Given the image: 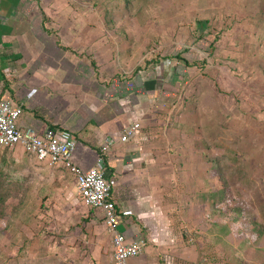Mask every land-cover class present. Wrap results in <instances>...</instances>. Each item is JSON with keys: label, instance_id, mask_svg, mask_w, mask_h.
Here are the masks:
<instances>
[{"label": "rangeland", "instance_id": "obj_1", "mask_svg": "<svg viewBox=\"0 0 264 264\" xmlns=\"http://www.w3.org/2000/svg\"><path fill=\"white\" fill-rule=\"evenodd\" d=\"M64 1L42 26L88 28V48L69 37L74 59L96 72L97 54L104 75L160 81L168 110L157 108L156 122L172 179L160 212L139 226L143 244L151 241L168 264H264V0ZM0 150V264H84L88 249L75 244L95 210L74 202L79 210L59 207V218L51 209L69 191L77 196L73 177L20 147ZM14 157L25 159L16 167ZM231 199L248 221L216 209Z\"/></svg>", "mask_w": 264, "mask_h": 264}, {"label": "crops", "instance_id": "obj_2", "mask_svg": "<svg viewBox=\"0 0 264 264\" xmlns=\"http://www.w3.org/2000/svg\"><path fill=\"white\" fill-rule=\"evenodd\" d=\"M61 2L65 1L0 0V100H8L19 108V128H30L38 134L57 127L69 130L76 139L72 160L80 169L94 167L101 155L117 229L128 242L143 240L145 236L139 226L148 220L147 213L160 212L161 196L171 187L172 179L164 169L167 158L161 151L166 145L158 135L156 122L159 121L157 108L163 112L168 110L161 97L160 81L151 75L131 79L104 75L97 54L96 72L87 63L74 59L69 52L74 41L69 37L79 35V46L88 48V28L68 29V22L63 29L46 32L42 26L43 15L54 19L52 7ZM66 15L64 22L69 20ZM102 42L97 40L96 45H91L97 46L95 52L100 51ZM133 123L139 124L138 131L128 141L121 142L120 131ZM4 158L0 150V162ZM14 158L16 167L25 159ZM27 158L39 163L33 156ZM40 164L50 169L61 167ZM59 189L63 192L64 187L60 185ZM69 192L68 199H64L67 203L51 208L56 216L62 212L59 207L79 210L75 208L79 202L87 206L78 194ZM81 210L80 219L87 212V209ZM93 210L92 217L84 220L83 239L75 246L87 247L84 264H113L106 227L93 226L97 219L102 221L101 211ZM92 226V230L88 229ZM60 228L63 231L67 227ZM71 239L72 236H64L67 242ZM151 243L147 242L146 246L144 243L139 255L130 259L129 264H168L164 262V253L158 252ZM76 260L72 257L70 264Z\"/></svg>", "mask_w": 264, "mask_h": 264}, {"label": "built area", "instance_id": "obj_3", "mask_svg": "<svg viewBox=\"0 0 264 264\" xmlns=\"http://www.w3.org/2000/svg\"><path fill=\"white\" fill-rule=\"evenodd\" d=\"M19 113V108L13 107L8 100H0V149L20 147L39 163L64 168L73 177L77 194L83 202L101 211L104 225L113 237L114 264H129L130 259L139 255L144 244L142 240L128 242L117 229V216L111 201V188L105 175L103 157L100 155L97 158L94 167L80 169L72 160L76 139L69 130L57 127L38 134L30 128H19ZM138 129V123L124 126L119 140L128 141Z\"/></svg>", "mask_w": 264, "mask_h": 264}, {"label": "trees", "instance_id": "obj_4", "mask_svg": "<svg viewBox=\"0 0 264 264\" xmlns=\"http://www.w3.org/2000/svg\"><path fill=\"white\" fill-rule=\"evenodd\" d=\"M200 24H202V23H200ZM46 32H47V30H46ZM184 62H186V61H184ZM92 64H93V62H92ZM186 64H187V62H186ZM105 164V163H104ZM220 191L221 192H223V190H222V188L220 187ZM4 194H3V192H2V188H1V186H0V205L2 204V203H4V199H5V197L3 196ZM4 198V199H3ZM230 201V203H231V205H230V203H228L227 205L226 204H222V203H220L221 205H216V209L217 210H223L224 211V213H226V212H228V213H226V215L228 216V217H230V218H232V216L235 218L236 216L235 215H238V216H240V219L243 217L246 221H248L249 220V217L248 216H246L245 215V213H244V211H240V212H238L239 211V209L238 208H233L232 209V204L235 206H237V203L236 202H234L233 201V199H231V200H229ZM224 207H223V206ZM221 206V207H220ZM238 212V213H237ZM239 214H241V215H239ZM237 216V217H238ZM236 217V218H237Z\"/></svg>", "mask_w": 264, "mask_h": 264}]
</instances>
